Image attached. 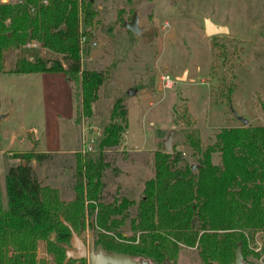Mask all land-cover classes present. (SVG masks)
<instances>
[{"label": "trees", "instance_id": "1", "mask_svg": "<svg viewBox=\"0 0 264 264\" xmlns=\"http://www.w3.org/2000/svg\"><path fill=\"white\" fill-rule=\"evenodd\" d=\"M98 16L95 0L0 1V73L6 72L5 55L10 50L21 55L8 72L65 73L74 87L75 123L80 126L81 114L93 116L107 78L105 71L87 69L82 62L84 47L90 51ZM32 43L62 58L34 54ZM260 105L264 111V95ZM128 125V107L118 97L98 142L97 157L74 153L75 196L69 201L58 188L43 185L32 166L53 154L34 150L11 154L20 162L6 175L8 207L0 205V264H88L86 259L65 263L72 232L62 217L80 235L91 225L96 247L148 259L151 264H176L184 248L195 249L201 264H234L240 247L243 260L249 262L250 243L256 234H264V125L223 127L204 150L191 140L199 153L194 169L179 164V152L157 150L153 176L145 181L138 203L126 196L105 201V172L119 171L108 153L118 151ZM214 153H219L220 164L213 163ZM128 223L129 232L124 230ZM41 241L47 247L42 259L38 257Z\"/></svg>", "mask_w": 264, "mask_h": 264}, {"label": "rangeland", "instance_id": "2", "mask_svg": "<svg viewBox=\"0 0 264 264\" xmlns=\"http://www.w3.org/2000/svg\"><path fill=\"white\" fill-rule=\"evenodd\" d=\"M95 1L99 23L90 40V51L85 48L88 46L82 51V62L85 68L105 71L107 78L93 105V116L81 114V122L85 119L90 126L104 130L118 97L125 99L129 114L118 151L108 153L115 158L114 166L119 171L105 172V201L126 196L139 202L144 182L153 176L154 152L161 150L170 132L171 152L181 154L179 164L196 166L199 153L191 140H197L200 150H204L214 143L221 128L244 124L238 117L253 125H264L260 105L264 95V0ZM134 12L142 29L139 35L124 27ZM205 18L227 26L229 32L206 36ZM35 48L34 54L53 59L40 44ZM20 52L6 53V69L14 66ZM92 54L94 59L88 60ZM162 75L176 81L171 89H161ZM69 83L75 114L74 87ZM62 97L51 94L48 81L39 74L0 73V205L4 208L8 207L6 175L10 165L19 161L11 164L14 158L9 153L30 150L34 136L42 139L39 147H44L47 128L64 117ZM61 125L65 136V124ZM80 127L74 129L76 147L82 145ZM92 155L97 157L98 150ZM212 161L220 164L219 153L212 155ZM35 173L43 185H59L65 200L75 196L74 153L54 154L37 164ZM87 212L91 222L90 209ZM136 213L135 205L133 215ZM124 230L130 231L129 223ZM92 233L90 225L83 234L89 244ZM250 249L249 263L264 264L263 233L256 234ZM46 256V243L41 241L38 257ZM176 264L201 261L195 249L184 248Z\"/></svg>", "mask_w": 264, "mask_h": 264}, {"label": "crops", "instance_id": "3", "mask_svg": "<svg viewBox=\"0 0 264 264\" xmlns=\"http://www.w3.org/2000/svg\"><path fill=\"white\" fill-rule=\"evenodd\" d=\"M20 1H22V0H17V2H20ZM32 48H34V47H32ZM46 51L49 52L50 56L51 55L54 56L53 59H56V58L61 59L62 58L61 55H59V54H57V53H55L49 49H46ZM46 51H44L45 54L47 53ZM41 56H43V54H41ZM43 57L47 58L46 56H43ZM17 58H18V56H17ZM89 59H94V54L89 55L88 60ZM16 60L17 59H15L13 62L14 65L16 63ZM83 66H84V64H83ZM10 69H11V67H10ZM10 69L7 67L6 72H8V70H10ZM90 69H92V68H90ZM33 74H39L43 80L48 81L51 94L60 95V97L63 96L62 101H63V105H64V109H65V114H64L63 118L60 117L59 121H58V119H56L55 123L49 125V128H47V131L45 133L44 142H43L45 148L42 146V144L39 147V144L42 141V139H37L36 136H34L32 138V141L34 142V144L30 150L11 151L9 154H13L16 152H29L32 150H34L35 152L49 153V154H53V155L56 153L73 154V153L79 151L81 147L75 146L76 141L78 139V136H77V138L75 137L74 129L79 128L80 126L75 123V114L73 113V103H72V102H74L73 92L71 89V84L69 83V80L67 79L66 74L63 72H44V73H33ZM99 92H100V89H99ZM99 92H98V96H99ZM58 122H60V124ZM61 122L65 124V132H64L65 136L62 134L63 130L61 131V127H62ZM59 129H60V131H59ZM61 134H62V136H61ZM72 135H73V140L68 142L69 136L71 137ZM15 160L16 159H11V164L15 163L16 162ZM18 160L19 161H17V164L20 162V159H18ZM37 164L38 163L36 161L32 162V166L34 167V170L36 169ZM11 166L12 165H10V167ZM40 180H41V178H40ZM58 186L59 185H57L56 188H59ZM143 187H144V184H143ZM143 187H142V189H143Z\"/></svg>", "mask_w": 264, "mask_h": 264}, {"label": "water", "instance_id": "4", "mask_svg": "<svg viewBox=\"0 0 264 264\" xmlns=\"http://www.w3.org/2000/svg\"><path fill=\"white\" fill-rule=\"evenodd\" d=\"M124 27L139 35L142 32V29L139 24V16L137 13L133 14L131 21L126 22ZM229 32V29L225 25H220L212 22L210 18L204 19V34L206 36H214L218 34H226ZM183 79V76L180 77ZM244 124H247V120L241 117H238ZM172 133L170 132L168 136L164 139L161 150L164 152H171V142ZM26 163H24L25 165ZM196 166L192 165V169ZM62 222L68 226L72 232L70 245L66 249V258L65 263H68L70 260H83L86 259L88 264H151L148 259H134L130 255L125 253L117 252H106L101 246H95L94 239H91L90 244L88 243L85 235H80L77 233L72 225L66 221L63 217L61 218ZM54 237V235H53ZM169 264V263H167ZM234 264H251L243 260V255L241 253L240 247L236 250L235 262Z\"/></svg>", "mask_w": 264, "mask_h": 264}, {"label": "built area", "instance_id": "5", "mask_svg": "<svg viewBox=\"0 0 264 264\" xmlns=\"http://www.w3.org/2000/svg\"><path fill=\"white\" fill-rule=\"evenodd\" d=\"M47 2V0H45ZM31 12H35L36 8L31 6ZM87 43V37L81 36V45L84 47ZM96 45V42L94 43ZM29 46L36 47V43H32ZM83 54V52H82ZM176 81L172 79L169 75H162L160 77V86L163 90L171 89L175 85ZM81 135H82V145L79 150L83 155L93 154L98 150V142L103 135V130L97 129L96 127L87 124L84 119L81 124Z\"/></svg>", "mask_w": 264, "mask_h": 264}]
</instances>
